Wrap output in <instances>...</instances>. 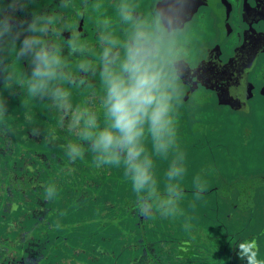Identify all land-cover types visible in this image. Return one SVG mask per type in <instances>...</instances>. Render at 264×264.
Returning <instances> with one entry per match:
<instances>
[{"label": "trees", "instance_id": "obj_1", "mask_svg": "<svg viewBox=\"0 0 264 264\" xmlns=\"http://www.w3.org/2000/svg\"><path fill=\"white\" fill-rule=\"evenodd\" d=\"M73 8L70 0H0V101L6 105V117L0 119V236L12 229L10 225L25 235L17 244L18 253L2 258L0 264H20L31 252L35 253L31 264L242 262L236 252L243 233L264 231V176L257 173L254 179L237 183L236 195V189L221 187L227 202L221 200L216 176L218 151L223 147L219 149L217 139L179 126L172 132L178 136L170 134L158 141L149 117L143 118L139 143L146 153L141 160H151L148 173L153 186L151 192L141 193L148 216L139 210L127 166H97L91 144L79 139L82 133L94 137L107 130L109 122L102 95L106 85L102 61L93 65L86 54L78 64L80 58L67 57L62 49L87 34L85 13ZM41 48L58 62L53 75L43 79L42 95L33 97L27 88L37 62L30 59ZM165 141L170 146L157 151V143ZM175 141L178 146L172 147ZM68 144H81L83 158L73 162L66 155ZM182 147H190L191 151H184L189 155L203 149L205 156L200 159L207 158L214 173H199L178 158ZM199 181L205 188L197 195ZM180 183L193 188L176 189ZM53 184L56 196L48 200L45 187ZM224 209L228 213L219 217ZM0 241L11 245L6 236ZM258 258L264 259V252L259 251Z\"/></svg>", "mask_w": 264, "mask_h": 264}, {"label": "rangeland", "instance_id": "obj_2", "mask_svg": "<svg viewBox=\"0 0 264 264\" xmlns=\"http://www.w3.org/2000/svg\"><path fill=\"white\" fill-rule=\"evenodd\" d=\"M70 1L76 7V9L73 8L74 10L82 9L85 13L83 21L87 34L82 40L76 38V41L68 42L67 46H63V52L67 54V57L80 58L77 61L79 64L87 54L93 65H95L94 61H102L104 76L111 72L113 75H122L126 79L127 74L123 73L122 65L128 55L147 47L153 57L150 61V71L158 76V89L154 92V96L165 106L167 112L165 118L170 121L165 128L169 134L166 133L164 136L159 133V137L166 139L170 134H173L172 132L177 131L179 126L181 128L184 126L186 131H196L197 135L208 134L214 141L217 139L219 149L223 147V150L218 151L217 158L218 176L216 178L218 177L219 190L228 185L230 189H236V195L238 194L237 183L254 179V175L257 173L264 176V104L259 102L262 100L258 99L259 101L251 106L249 114H238L227 108H218L212 94L204 89H198L186 102H183L186 95L183 96L185 89L177 79V72L176 77L175 71L172 69H176L178 59H185L191 65H198L206 61L209 57L208 54L213 52L212 46L215 40L212 44L208 43L207 39L212 36V33L203 22L202 17L189 23L181 33L173 35L163 31L159 25V18L154 11L156 0H93L89 4V0ZM77 34L75 35L77 36ZM210 44L212 46L208 47ZM30 62L37 61L34 57L30 59ZM104 89L102 95L105 96L107 85ZM181 95L183 98L180 97ZM155 107L156 104L149 108V115ZM165 142L170 146V143ZM171 145L172 147L178 146L176 141ZM190 147H182L183 152L179 154L178 158L187 162V165L192 166L193 170L195 169L199 173L203 171L206 174H213L214 169L207 158L200 159L201 156H205L203 149L197 154H186L184 151H191ZM175 186L176 189L184 188L182 190L193 188L191 185L185 186L182 183ZM223 191L222 188L218 195L221 200L227 202ZM232 206L233 211L238 212L236 206ZM40 213L42 214V212ZM226 213H228L227 209L220 210L219 217ZM251 226H254V223H251ZM10 228L14 230L12 225ZM11 230H7V234L2 235L7 237V241H10L11 245L0 243V250L3 249L1 261L2 258L15 256L14 254L18 253L17 244L24 241L23 231L17 234L16 230L12 232ZM249 232L243 233V240L246 241L248 236L256 241L260 239L262 244H258V247L262 254L264 252V231L252 232L253 234H249ZM254 235L258 237L254 238ZM13 236H15L14 240ZM56 246L60 248L59 244ZM44 255L46 258L47 255ZM34 257L35 253L31 252L20 264H31ZM240 263L243 261H237L234 264Z\"/></svg>", "mask_w": 264, "mask_h": 264}, {"label": "clouds", "instance_id": "obj_3", "mask_svg": "<svg viewBox=\"0 0 264 264\" xmlns=\"http://www.w3.org/2000/svg\"><path fill=\"white\" fill-rule=\"evenodd\" d=\"M159 15V14H158ZM163 23V21H161ZM6 30H10L11 25L7 19L3 21ZM30 28L33 25H29ZM25 51L29 47V41H24ZM150 49L145 47L143 50H136L128 55L125 63L122 65L123 73L127 74L125 79L122 75H113L108 72L105 76L107 85L106 99L104 100V112L109 122V127L95 136L82 133L79 139L82 142L90 143L94 153L97 166H127L128 179L130 180L132 190L137 194L138 207L142 215L148 216V208L145 207V198L142 192H151V176L148 168L151 166V160L145 158L141 160V154L144 147L139 143V138L143 135V130L139 127L143 123L144 117H149L151 131L159 141V133L162 132L170 123L165 117L166 108L162 102L157 101L154 92L158 89V76L150 71V61L152 60ZM35 59L37 65L32 73L33 83L27 88L30 95L40 96L43 93L45 77L53 75V65L58 61L50 57L43 48L36 51ZM57 103L60 97H57ZM156 104L155 109L149 116V108ZM6 105L0 101V119L6 117ZM94 124V121H89ZM167 149L166 143L158 142L156 150ZM66 155L74 162L77 158H83L84 151L81 144H68ZM124 154L123 160L121 159ZM178 170L176 175H179ZM169 178L173 174L169 173ZM204 183L199 181L197 185V195L203 192ZM55 185L45 187V198L52 200L56 196ZM163 215V214H162ZM168 216V215H164ZM237 259L246 261V264H264V259H259V247L256 239L246 242L242 241L237 246Z\"/></svg>", "mask_w": 264, "mask_h": 264}, {"label": "flooded vegetation", "instance_id": "obj_4", "mask_svg": "<svg viewBox=\"0 0 264 264\" xmlns=\"http://www.w3.org/2000/svg\"><path fill=\"white\" fill-rule=\"evenodd\" d=\"M155 6L163 31L181 33L202 17L212 33L208 43L215 40L206 61L191 65L178 59L174 71L185 99L204 89L218 108L238 114H249L258 99L264 104V0H156ZM161 14L169 28L182 24L170 30Z\"/></svg>", "mask_w": 264, "mask_h": 264}, {"label": "water", "instance_id": "obj_5", "mask_svg": "<svg viewBox=\"0 0 264 264\" xmlns=\"http://www.w3.org/2000/svg\"><path fill=\"white\" fill-rule=\"evenodd\" d=\"M173 15H174V14L172 13V14H170L169 17H172ZM189 15H191V14H189ZM189 15H188V16H189ZM161 16H162L163 20H165V25H166V26L168 27V29H170V30H171V28H175V27H177V26H180V24H182V21H181L178 25L176 24V25H173V27H170V28H169V25H167V18L165 19L163 14H161ZM183 16H186V15L180 13V18L183 17ZM175 23H177V22H174V24H175Z\"/></svg>", "mask_w": 264, "mask_h": 264}]
</instances>
